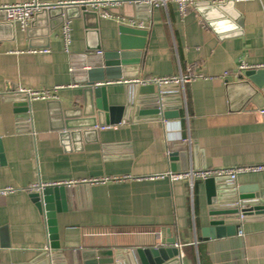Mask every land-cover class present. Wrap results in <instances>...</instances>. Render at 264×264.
I'll return each instance as SVG.
<instances>
[{
	"label": "crops",
	"instance_id": "obj_1",
	"mask_svg": "<svg viewBox=\"0 0 264 264\" xmlns=\"http://www.w3.org/2000/svg\"><path fill=\"white\" fill-rule=\"evenodd\" d=\"M23 1L0 0V5ZM110 11L112 19H85L76 9H63L51 18L40 14L26 31L18 25L0 29V189H17L0 196V264H33L48 245L47 219L30 198L31 185L125 176L71 187L70 210L57 214L56 227L62 249L81 251L76 264L98 258L114 262L96 264H118L120 249L121 264H140L133 249L164 246L171 236L181 264H264V220L241 223V235L206 237L205 181L191 187L187 180L164 176L171 170L169 146L182 140L194 153L189 170L264 164V81L258 86L237 69L242 61L264 64V0L219 9L193 6L185 17L174 2L153 8L149 18H134L128 3ZM61 17L70 18L68 52ZM129 19L145 23L143 50L120 48L119 28L139 29ZM85 52L139 55L137 77L109 83L110 105H125L129 90L137 99H150L159 90L125 81L174 77L188 69L202 78L182 88L179 119L129 114L115 128L96 126L90 130L95 133L79 130L73 136L62 128L61 112L84 108V85L74 82L72 66L73 57ZM20 87L60 88L54 99L26 105L8 98ZM168 99L178 104L175 96ZM237 183L262 189L264 174L242 175ZM220 191L232 198L224 187Z\"/></svg>",
	"mask_w": 264,
	"mask_h": 264
},
{
	"label": "water",
	"instance_id": "obj_2",
	"mask_svg": "<svg viewBox=\"0 0 264 264\" xmlns=\"http://www.w3.org/2000/svg\"><path fill=\"white\" fill-rule=\"evenodd\" d=\"M235 4L234 1H228L224 6ZM134 7L138 18L150 17L151 8L148 5L138 3L131 4ZM208 6L211 9H219L223 5H211L210 3H196V7ZM70 9H76L80 16L89 19L96 12H90L78 6H68L65 8L54 7L42 9L34 15V19L45 13L51 18L57 11L59 15ZM32 21V24L34 22ZM69 17H61L60 22L69 21ZM15 28V24L7 22L4 15L0 13V29ZM120 31V48L121 50H143L146 44L147 32L135 29L133 27L121 26ZM97 47L94 50H100ZM139 55L129 56L119 52L110 53H89L85 52L77 57H73V75L74 82L84 85L83 110L72 112H61L65 116L63 129L73 131L72 135H87L90 130L96 126H117L120 125L126 116H158L163 119H179L181 104V93L178 86H162L152 98L137 99L134 90H129L127 102L125 105H110L107 88L109 82L121 79H130L138 76ZM89 68L88 70H85ZM245 76L251 81L261 86L264 81V70H247ZM10 95V94H9ZM168 95L175 96L174 105L168 99ZM14 101H24L28 105V99L25 95H13L8 97ZM54 102V101H53ZM53 102H48L50 105ZM173 102V101H172ZM77 130V131H76ZM90 133H95L91 131ZM89 133V134H90ZM169 158L171 161V170L174 172H186L190 168V160L194 153L189 150L185 141H179L175 145L169 146ZM207 202L210 206L208 213L209 226L204 229V236L210 238L223 237L226 235H235L239 232L241 223L264 220V188L259 185L242 186L229 183L226 179L210 178L205 180ZM221 187L228 190L232 198H226V194L220 191ZM72 188L67 186H48L40 191L30 193L32 202L37 208L45 214L48 224V245L46 250L41 253L39 259L33 264H74L81 260V251L78 249H62L60 237L56 227L57 214L70 210V197ZM175 237L166 240L164 246L146 247L133 249V254L140 264H181L180 250L176 246ZM123 249L116 250L118 255L116 260L118 264L122 257ZM87 257V255H85ZM84 257V258H85ZM90 258V257H87ZM114 262V259L98 258L88 259L84 264H96ZM76 264V263H75Z\"/></svg>",
	"mask_w": 264,
	"mask_h": 264
},
{
	"label": "built area",
	"instance_id": "obj_3",
	"mask_svg": "<svg viewBox=\"0 0 264 264\" xmlns=\"http://www.w3.org/2000/svg\"><path fill=\"white\" fill-rule=\"evenodd\" d=\"M231 0H69L62 1L55 4L42 3L39 0H26L20 3L14 4H5L0 5V13L4 15V18L7 22H12L22 31H26L31 25L34 15L40 12L42 9L54 8V7H68V6H78L84 8L87 11H95L103 18L112 19L114 15L111 13V9L122 7L124 4H134L138 3L140 5H148L151 8L166 7L168 3L174 2L178 6V10L181 17H185L188 10L195 6L196 3H210L211 5H223ZM234 2H249L254 0H232ZM129 23L139 29L145 28V23L142 21H136L135 19H129ZM61 34L64 43V49L66 52L69 51V47L72 42V28L70 21H64L61 27ZM33 52H42L46 53L47 50H34ZM239 72L247 70H264V64L261 65H249L245 61H242L237 68ZM227 75V73L225 74ZM202 78V75L193 73L191 69H188L186 73L180 74L179 76L174 77H165V78H150L145 81L140 80H131L125 81L126 84L129 83H150L155 84L158 87L162 86H178L180 93L182 94V88L185 84L190 83L194 80ZM114 83V82H109ZM60 87H55L53 90L41 89H27L20 87L18 88L13 95H25L28 101L43 100L48 101L54 99L55 92ZM11 95V94H10ZM260 113L264 116V109L260 110ZM116 126H105L102 129H112ZM250 174H264V164L257 165H245L238 167L230 168H203V169H191L186 172H174L169 170L164 176L168 177L170 181H179L187 180L190 183V186L193 187L195 181L201 180L205 181L210 178L215 179H226L229 183L238 184V178L242 175ZM162 176V177H164ZM128 176L125 177H104V178H94V179H82V180H72L65 181L60 183L45 184L38 183L31 185L29 187L30 192L40 191L48 186H67L73 187L80 184H105L110 181L119 182L128 179ZM17 192L15 187H6L0 189V196H6L12 193ZM240 235L241 231L238 232Z\"/></svg>",
	"mask_w": 264,
	"mask_h": 264
}]
</instances>
